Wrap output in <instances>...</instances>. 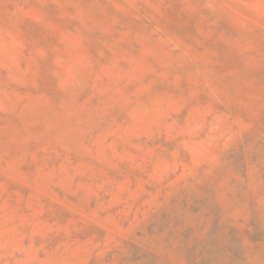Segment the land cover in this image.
Segmentation results:
<instances>
[{"label":"rangeland","instance_id":"374dc122","mask_svg":"<svg viewBox=\"0 0 264 264\" xmlns=\"http://www.w3.org/2000/svg\"><path fill=\"white\" fill-rule=\"evenodd\" d=\"M0 264H264V0H0Z\"/></svg>","mask_w":264,"mask_h":264}]
</instances>
